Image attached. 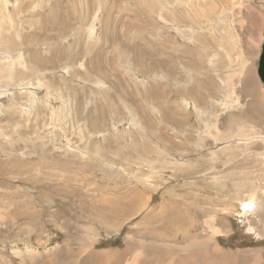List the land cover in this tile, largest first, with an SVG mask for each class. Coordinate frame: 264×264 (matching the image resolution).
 <instances>
[{"label":"rangeland","instance_id":"1","mask_svg":"<svg viewBox=\"0 0 264 264\" xmlns=\"http://www.w3.org/2000/svg\"><path fill=\"white\" fill-rule=\"evenodd\" d=\"M263 27L264 0H0V264L92 235L264 264Z\"/></svg>","mask_w":264,"mask_h":264},{"label":"bare ground","instance_id":"2","mask_svg":"<svg viewBox=\"0 0 264 264\" xmlns=\"http://www.w3.org/2000/svg\"><path fill=\"white\" fill-rule=\"evenodd\" d=\"M4 3V2H3ZM6 5H7V2H5ZM2 4V3H1ZM4 5V4H3ZM224 19V18H223ZM5 23V22H4ZM226 23V22H225ZM231 24V23H230ZM189 28V27H188ZM200 28V27H199ZM230 28V27H229ZM230 30V29H229ZM263 31V30H262ZM89 32V31H88ZM91 34V33H89ZM6 37V36H5ZM8 38V37H7ZM5 42V41H4ZM8 42V41H7ZM236 47V46H235ZM5 48V47H3ZM31 48V47H30ZM20 55V54H19ZM218 57V56H217ZM215 58V57H214ZM227 58V57H226ZM26 59V58H25ZM223 59V58H222ZM4 60V59H3ZM20 60L22 61L23 60V57L20 58ZM214 60V59H213ZM220 60V59H219ZM9 61V60H7ZM85 61H83L84 63ZM245 63V62H244ZM7 66V65H6ZM4 66V67H6ZM8 66H11V62L9 61V64ZM22 66V65H21ZM84 66V65H83ZM42 67V66H41ZM85 67V66H84ZM22 69L24 67H21ZM29 68V67H28ZM27 68V69H28ZM12 69V68H10ZM9 69V70H10ZM22 69H16V70H19V71H23ZM237 69V68H236ZM3 70V69H1ZM14 70V71H16ZM12 71V70H11ZM11 71H8V74L11 72ZM19 71H17L19 73ZM28 72V70H26ZM30 72H33L32 69H30ZM16 73V72H15ZM25 73V72H24ZM37 74V73H36ZM85 74V73H84ZM17 75V74H16ZM87 75V74H86ZM88 76V75H87ZM86 76V77H87ZM9 77L11 78V76L9 75ZM15 78V74L13 76ZM17 77V76H16ZM7 76L5 74H1L0 75V81H3L5 82L4 80H7ZM37 78V77H36ZM16 80V79H15ZM17 82V81H16ZM27 82V81H26ZM1 83V82H0ZM18 83H19V80H18ZM21 83V82H20ZM19 83V84H20ZM4 84V83H2ZM6 84H9V83H6ZM5 84V85H6ZM18 85V84H17ZM2 86V85H1ZM7 86V85H6ZM39 86V85H38ZM65 86V85H64ZM9 87V86H8ZM25 87V86H24ZM4 88V87H2ZM31 89V88H30ZM37 89V88H35ZM45 89V87H44ZM5 90V89H4ZM21 90V89H20ZM25 90V89H24ZM2 91V90H1ZM36 91V90H35ZM29 92V91H28ZM48 91H46L45 93H47ZM56 92V91H55ZM65 92V91H64ZM63 92V93H64ZM1 93V92H0ZM3 93V92H2ZM22 93V92H21ZM31 93V92H29ZM37 93V92H36ZM34 93V91H32V95L36 94ZM44 93V94H45ZM5 94V92H4ZM29 95V97H31L32 95ZM57 94V93H56ZM3 95V94H2ZM60 95V93H59ZM66 95V94H65ZM64 95V96H65ZM234 95V93H233ZM11 96V95H10ZM48 96V95H47ZM2 97V96H1ZM56 97H59L56 95ZM22 98V97H21ZM20 98V99H21ZM26 98V97H25ZM51 98V97H50ZM61 98V97H60ZM59 98V99H60ZM63 98V97H62ZM66 98V97H65ZM1 99V98H0ZM44 99V98H43ZM46 99V97H45ZM57 99V98H55ZM54 99V100H55ZM64 99V98H63ZM61 99V100H63ZM229 99V98H228ZM2 100V99H1ZM65 100V99H64ZM233 101V100H232ZM240 101V100H239ZM264 101V99H263ZM57 102V101H56ZM61 102V101H60ZM235 102V101H234ZM25 103V101H24ZM66 103H68L66 101ZM66 103H62L63 106L66 104ZM263 103V102H262ZM2 104V103H1ZM61 104V105H62ZM61 105H59L61 107ZM229 105V104H228ZM239 105V104H238ZM261 105V104H260ZM23 106V105H22ZM25 106V105H24ZM23 106V107H24ZM57 106H58V103H57ZM58 106V107H59ZM26 108V107H25ZM54 109V108H53ZM56 111H57V108L55 107ZM61 109V108H60ZM71 109V108H70ZM75 109V108H74ZM64 111V110H62ZM61 111V112H62ZM70 111V110H69ZM74 112V111H73ZM54 113V112H53ZM64 114V113H63ZM67 114V113H66ZM53 115V114H52ZM55 115V114H54ZM69 118V117H68ZM66 119V117H65ZM72 120V119H71ZM70 121V120H69ZM70 123V122H69ZM205 126V125H204ZM207 130V129H206ZM80 132V131H79ZM65 133V132H64ZM82 139V138H81ZM69 142V141H68ZM71 142V141H70ZM70 146V145H69ZM69 148V147H68ZM67 148V149H68ZM71 148V147H70ZM100 149V148H99ZM77 150V149H76ZM74 151V150H72ZM80 151V150H78ZM76 152V151H75ZM81 152V151H80ZM69 153V152H68ZM82 153V152H81ZM78 155V153H76ZM75 155V154H74ZM73 155V156H74ZM85 155V154H84ZM76 157V156H75ZM86 157V156H84ZM83 157V158H84ZM81 158V157H80ZM87 158V157H86ZM85 159V158H84ZM52 169H56V167H53ZM216 177V176H215ZM49 179V177H47ZM97 191V190H96ZM94 193V192H93ZM102 194V193H101ZM113 194V193H112ZM97 197V196H96ZM95 198V196H94ZM110 200L109 201H112L113 200H116L118 202H108L107 200H104L103 202L106 203L104 205L106 206H109V204L113 205L116 209H117V213L116 212H113V211H109V212H113L116 214L117 217H120L122 218L123 215H133L134 212H131L128 210L127 207H125V205H123V200L126 199L125 197H112L110 196L109 197ZM132 199L135 198V194H132L131 196ZM103 204V203H101ZM97 205V203H94V206ZM101 206V205H100ZM103 206V205H102ZM125 207V208H124ZM121 208V210H119ZM240 208H243L244 209V214L245 216L247 214H254L256 212V200L254 198H250L249 201H246L242 203V206ZM242 209V210H243ZM136 212V211H135ZM97 213V212H96ZM128 213V214H127ZM92 214H94V217L97 218V220H100V221H103V219L107 216V214H101V215H96L94 212H92ZM98 214V213H97ZM249 216V215H248ZM103 223L105 224H109V221H103ZM167 223V222H166ZM167 224L171 225V224H174V222L170 221L168 222ZM176 225V223H175ZM214 227V226H213ZM156 229V228H155ZM212 229V228H211ZM157 230V229H156ZM89 231V230H88ZM159 233V232H158ZM164 233V232H163ZM216 234V233H215ZM91 235V234H90ZM88 236V235H87ZM214 236V235H213ZM219 236V235H218ZM90 237V236H89ZM91 238V237H90ZM160 239V238H159ZM157 239V241H154V240H150V241H140V240H137L133 237H127L126 239V248L123 250V251H115V250H103V251H100V252H95L94 251V245L95 243L97 242L96 241V237H94L92 235V238H91V241H87V243H83L81 245V249H84V252L86 253V256L84 258H78V257H75V256H69L66 258V260L68 259L67 261V264H198L199 261L203 264L204 263V260L206 261L207 259L210 260V258L208 257L209 255L208 254H203V255H195V254H192L188 259H183V257H181L180 255H178L177 252H175L171 255L172 258L170 259V256L169 254L167 253V255H164L162 254L160 251H161V247L160 246H163V243L160 242V240ZM208 241V240H207ZM211 243V242H210ZM206 244V243H205ZM213 244V243H212ZM160 247V248H159ZM173 248V247H172ZM176 248H178L176 246ZM221 248V247H220ZM216 253H219V249H217L216 247H214L213 249ZM223 250V249H222ZM15 252V251H14ZM180 252V251H179ZM222 253V252H221ZM220 254V253H219ZM255 254V253H254ZM217 255V254H216ZM258 257V256H257ZM222 261L224 263H217V264H241L239 260L235 259V258H232V257H225L222 259ZM226 261V262H225ZM261 261L260 259H255V261L253 262V264H260ZM54 264H57L56 262H54ZM244 264H250L249 262H244ZM252 264V262H251Z\"/></svg>","mask_w":264,"mask_h":264},{"label":"water","instance_id":"3","mask_svg":"<svg viewBox=\"0 0 264 264\" xmlns=\"http://www.w3.org/2000/svg\"><path fill=\"white\" fill-rule=\"evenodd\" d=\"M263 38L260 46V53L257 61V77L262 85H264V27H263Z\"/></svg>","mask_w":264,"mask_h":264},{"label":"crops","instance_id":"4","mask_svg":"<svg viewBox=\"0 0 264 264\" xmlns=\"http://www.w3.org/2000/svg\"><path fill=\"white\" fill-rule=\"evenodd\" d=\"M84 60H85V58H84ZM201 247H203V245H202ZM213 248H214V246H213ZM200 254H201V253H200Z\"/></svg>","mask_w":264,"mask_h":264}]
</instances>
